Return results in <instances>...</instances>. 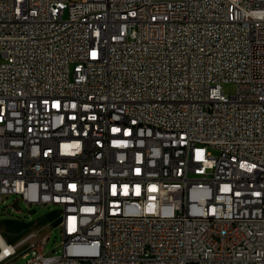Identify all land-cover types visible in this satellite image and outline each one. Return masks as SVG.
I'll return each instance as SVG.
<instances>
[{
    "label": "built area",
    "instance_id": "built-area-1",
    "mask_svg": "<svg viewBox=\"0 0 264 264\" xmlns=\"http://www.w3.org/2000/svg\"><path fill=\"white\" fill-rule=\"evenodd\" d=\"M12 194L63 212L27 264H264V0H0Z\"/></svg>",
    "mask_w": 264,
    "mask_h": 264
},
{
    "label": "rangeland",
    "instance_id": "rangeland-1",
    "mask_svg": "<svg viewBox=\"0 0 264 264\" xmlns=\"http://www.w3.org/2000/svg\"><path fill=\"white\" fill-rule=\"evenodd\" d=\"M238 85L234 81L222 83V89L228 95L235 94ZM214 154L218 150L213 149ZM62 208L55 204H35L29 206L16 194H12L5 202L0 203V231L7 241L19 243L28 234L32 238L17 247V254L0 264H27L29 258L38 251L60 255L63 253Z\"/></svg>",
    "mask_w": 264,
    "mask_h": 264
},
{
    "label": "bare ground",
    "instance_id": "bare-ground-1",
    "mask_svg": "<svg viewBox=\"0 0 264 264\" xmlns=\"http://www.w3.org/2000/svg\"><path fill=\"white\" fill-rule=\"evenodd\" d=\"M12 244L9 243L3 233L0 231V258L4 256L6 251L10 250V246Z\"/></svg>",
    "mask_w": 264,
    "mask_h": 264
},
{
    "label": "crops",
    "instance_id": "crops-1",
    "mask_svg": "<svg viewBox=\"0 0 264 264\" xmlns=\"http://www.w3.org/2000/svg\"><path fill=\"white\" fill-rule=\"evenodd\" d=\"M10 243V242H9ZM13 244V243H12Z\"/></svg>",
    "mask_w": 264,
    "mask_h": 264
}]
</instances>
